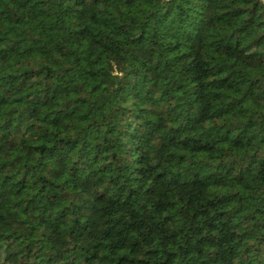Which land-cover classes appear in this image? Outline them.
<instances>
[{
    "label": "trees",
    "instance_id": "trees-1",
    "mask_svg": "<svg viewBox=\"0 0 264 264\" xmlns=\"http://www.w3.org/2000/svg\"><path fill=\"white\" fill-rule=\"evenodd\" d=\"M0 264H264L262 0H0Z\"/></svg>",
    "mask_w": 264,
    "mask_h": 264
},
{
    "label": "water",
    "instance_id": "water-1",
    "mask_svg": "<svg viewBox=\"0 0 264 264\" xmlns=\"http://www.w3.org/2000/svg\"><path fill=\"white\" fill-rule=\"evenodd\" d=\"M262 3H263V5H264V0H262Z\"/></svg>",
    "mask_w": 264,
    "mask_h": 264
}]
</instances>
